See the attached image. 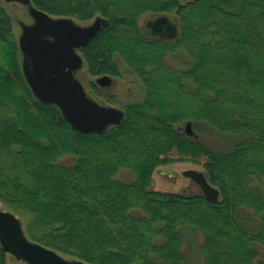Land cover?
<instances>
[{"label":"trees","instance_id":"16d2710c","mask_svg":"<svg viewBox=\"0 0 264 264\" xmlns=\"http://www.w3.org/2000/svg\"><path fill=\"white\" fill-rule=\"evenodd\" d=\"M31 2L55 18L106 19L84 49L88 73L121 77V61L144 96L122 106L120 125L76 132L33 95L0 2V202L27 237L87 264H191L192 248L199 264H264V0ZM147 15L172 17L175 37L145 30ZM177 52L189 62L173 66ZM188 122L194 136L179 128ZM202 159L219 201L150 189L160 168Z\"/></svg>","mask_w":264,"mask_h":264},{"label":"water","instance_id":"95a60500","mask_svg":"<svg viewBox=\"0 0 264 264\" xmlns=\"http://www.w3.org/2000/svg\"><path fill=\"white\" fill-rule=\"evenodd\" d=\"M3 1L26 6L34 20L32 25L22 24L19 48L23 55V74L35 98L42 104L57 106L71 128L81 134H103L110 126L120 125L124 111L96 102L76 77L84 67L79 51L88 46L108 21L98 17L91 24L82 26L72 18L48 15L36 8L31 0ZM155 23L168 24L167 31L173 32L170 18L159 17ZM96 82L102 87L112 86L113 78L104 75ZM185 131L194 136L191 122L186 123ZM184 175L200 186L209 201H219V190L208 182L203 172L189 169ZM1 206L0 203V243L8 255L27 264H87L67 259L31 241L21 219Z\"/></svg>","mask_w":264,"mask_h":264},{"label":"rangeland","instance_id":"374dc122","mask_svg":"<svg viewBox=\"0 0 264 264\" xmlns=\"http://www.w3.org/2000/svg\"><path fill=\"white\" fill-rule=\"evenodd\" d=\"M2 6H4L7 10V12L10 14V16L14 19V33L18 37L21 34V29L19 28V25L17 24L18 21H21L23 23L30 22V18L27 15L26 12V6L23 7V5L18 3H5L4 1L0 0ZM159 16H144L141 18L140 24L145 30H148L151 32V30L156 31L157 25L155 24V21L157 20ZM171 19L173 24V31L176 32V28L174 27V22L172 17H168ZM94 20L90 22H80L76 21L78 24L82 26L89 25ZM164 30L166 28L164 27ZM165 32V31H164ZM163 34V33H162ZM189 57L184 52H177L176 54L169 57V62L173 66H181L184 63L189 62ZM120 65V69L122 72L121 77H112L113 78V85L114 87L112 89H106L102 90L99 86L96 85V80L101 76H91L88 73L87 67L84 64V67L78 71L76 77L80 80V82L83 84L86 92L88 95L94 99L96 102H98L101 105L104 106H113L117 107L123 110L122 106L134 101H140L143 98V86L140 83L137 76L132 74L129 69L126 67V65L118 61ZM91 84H95L97 93H95V90L91 87ZM101 94L102 96H100ZM105 96V97H104ZM115 97L116 103H111L109 100H107V97ZM185 125H181L179 128L182 130H185ZM204 139L213 146H218L219 141L215 136L212 135H204ZM203 161L201 160L200 164H193L191 162H180L177 161L173 165H168L160 168L154 175V182L151 185V190H164V191H177V192H187L190 195L194 194H201V189L195 185L193 182L188 181L185 179L183 172L189 169L197 170L200 172H203L205 174V171L203 169ZM118 179H120L123 182L129 183L133 180L132 174L127 170H122L117 175ZM1 203V202H0ZM3 209H6L3 205L1 206ZM192 248V247H191ZM188 255H190L194 260H191V264H199V261H196V254L194 252V249H186ZM189 251V252H188ZM190 253V254H189ZM62 255V254H61ZM64 256V255H63ZM67 259H70L66 256H64ZM7 264H27L24 261L18 260L14 258L12 255H8L7 257Z\"/></svg>","mask_w":264,"mask_h":264},{"label":"flooded vegetation","instance_id":"af4514ba","mask_svg":"<svg viewBox=\"0 0 264 264\" xmlns=\"http://www.w3.org/2000/svg\"><path fill=\"white\" fill-rule=\"evenodd\" d=\"M4 7V6H3ZM23 7H25V6H23ZM5 8V7H4ZM26 8V12H27V15H28V17L30 18V22H27V23H23V22H21V21H18L17 22V24L19 25V28L21 29V34H22V24H26V25H32L33 23H34V20H33V18L31 17V15L29 14V11H28V8L27 7H25ZM6 9V8H5ZM7 11V10H6ZM156 22V21H155ZM156 24V23H155ZM157 25V24H156ZM157 30L156 31H154V30H151V33L153 34V35H159L160 37H164V38H169V39H172V38H174L175 37V35H176V33L173 31L172 33H169L168 31H167V27H168V24H166V25H162V26H160V25H157ZM164 27L166 28V30H164ZM14 28H15V26H14ZM175 28H176V25H175ZM165 31V32H164ZM163 33V34H162ZM21 34L17 37L16 35V38H17V41H18V45H19V38H20V36H21ZM19 51H20V48H19ZM83 52H84V50H82V51H79V53L82 55V57H83ZM20 54H21V67H22V71H23V55H22V52L20 51ZM83 59H84V57H83ZM77 75V74H76ZM25 77V76H24ZM102 77V76H101ZM112 77V76H111ZM96 85L97 86H99L102 90H106V89H112L113 87H114V85L112 84V86H107V87H102V86H100L97 82H96ZM180 162H182V161H180ZM183 162H188V161H183ZM174 164V163H173ZM173 164H169V165H173ZM168 166V165H167ZM183 175H184V172H183ZM184 177H185V179L186 180H188V181H191V182H193L195 185H197L199 188H200V186L197 184V183H195L191 178H189V177H186L185 175H184ZM201 189V188H200ZM170 192H173V191H170ZM174 193H178V194H180V193H183L184 195H190L189 193H187V192H177V191H175ZM201 194H203V192H202V190H201Z\"/></svg>","mask_w":264,"mask_h":264}]
</instances>
